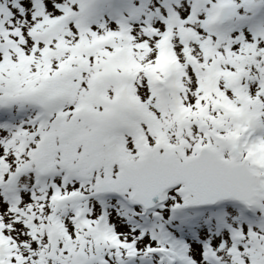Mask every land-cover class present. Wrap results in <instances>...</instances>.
Returning <instances> with one entry per match:
<instances>
[{"label": "snow or ice", "instance_id": "obj_1", "mask_svg": "<svg viewBox=\"0 0 264 264\" xmlns=\"http://www.w3.org/2000/svg\"><path fill=\"white\" fill-rule=\"evenodd\" d=\"M0 264H264V0H0Z\"/></svg>", "mask_w": 264, "mask_h": 264}]
</instances>
